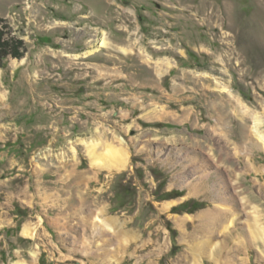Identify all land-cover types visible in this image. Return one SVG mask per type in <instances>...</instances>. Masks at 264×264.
Returning a JSON list of instances; mask_svg holds the SVG:
<instances>
[{"label": "rangeland", "instance_id": "rangeland-1", "mask_svg": "<svg viewBox=\"0 0 264 264\" xmlns=\"http://www.w3.org/2000/svg\"><path fill=\"white\" fill-rule=\"evenodd\" d=\"M0 52V264H264V0H0Z\"/></svg>", "mask_w": 264, "mask_h": 264}, {"label": "bare ground", "instance_id": "bare-ground-1", "mask_svg": "<svg viewBox=\"0 0 264 264\" xmlns=\"http://www.w3.org/2000/svg\"><path fill=\"white\" fill-rule=\"evenodd\" d=\"M103 45H105L104 41L99 42V47H102ZM259 124L260 123L257 121L254 122V125L252 127L251 136H253L255 138V140H257L264 147V134L258 130ZM118 141H119L121 146L118 144L119 146L115 147L110 143H107L105 145L106 151H105V154H103L104 158H102L101 155L98 153V149H99L98 146L101 145V143H99L98 141L97 142H94V141L82 142L85 144V148L87 150V156L90 159V164L92 165V167H97L98 169L101 168V169H104L107 171H113V170L118 171V170H121L122 168H125L124 166L126 165V163L128 161V151L126 150V148L124 146L125 141L123 139H120V138L118 139ZM104 160H105V162L103 163ZM170 203L166 204V207H168L170 205ZM230 211H232V210L229 208H222L218 205H214L210 209L205 210L204 212L198 214L197 215L198 219L202 220L204 226H207L204 230H200V233H201L200 235L209 234L208 228L209 227L210 228L218 227L217 225H219V228L217 229V233H219L220 230L222 228H224V226H226V224H228V222H230L229 221ZM255 211L256 210H254V213H255ZM100 213L101 212H99V214ZM255 218H257L256 215H255ZM186 219H187V217H183V218L179 217L178 219H176V223L180 226L184 223V221ZM98 220L99 221H97L95 219L94 221L99 226V229L101 231L112 230L116 234V236H117L116 242H118L120 240V238H122V239L124 238V235H125L124 232H121V231L117 232V229L113 230V226H114V222H115V221H113V219L98 218ZM232 223H233V221L231 220V222L229 224H232ZM251 225L253 226L252 227L253 231L256 232L254 235H252L248 231L251 241L252 242L261 241L264 244V227L259 226L257 219H254ZM212 232H213V230H212ZM23 233H24L23 235L29 236L30 238H33L35 235L34 230L29 228L28 226L24 227ZM186 234L187 233H185L184 235H186ZM192 235L193 234H191V235L188 234L187 236H188V238H192L193 241L192 240L191 241L193 243H195L194 242L195 235H193V236ZM120 246H116V249H115L116 252L114 251V255H118V250H121ZM207 248H208L207 245L204 243V245L200 249L204 253H207L208 252ZM224 251H226L225 248L221 247L220 250L216 251V257H214V255H213L212 258L215 259V261H219L220 260V258H218L219 254L220 253L224 254ZM109 253H106V254L108 255ZM31 254L34 258H36V255H37L36 251H34ZM105 257H104V259H105ZM238 260H239L238 257H226V256H224V258L221 259L219 262H220V264H237ZM232 261H234V262H232ZM108 262H110V261H108ZM194 263H195V257H194V255H192V260H191V262H189V264H194ZM10 264H25V263L17 261V262H13ZM239 264H244L243 260H241V262H239Z\"/></svg>", "mask_w": 264, "mask_h": 264}, {"label": "trees", "instance_id": "trees-1", "mask_svg": "<svg viewBox=\"0 0 264 264\" xmlns=\"http://www.w3.org/2000/svg\"><path fill=\"white\" fill-rule=\"evenodd\" d=\"M2 51H3V50H2ZM10 55H11V56H14V57H18V56H16V54H15V55H14V54H13V55L10 54ZM19 55H20V54H19ZM6 56H7V55L5 54V52H0V59H1V60L5 59Z\"/></svg>", "mask_w": 264, "mask_h": 264}]
</instances>
